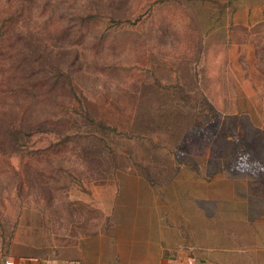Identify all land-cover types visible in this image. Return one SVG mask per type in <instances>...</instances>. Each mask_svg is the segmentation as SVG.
Masks as SVG:
<instances>
[{
  "label": "rangeland",
  "instance_id": "1",
  "mask_svg": "<svg viewBox=\"0 0 264 264\" xmlns=\"http://www.w3.org/2000/svg\"><path fill=\"white\" fill-rule=\"evenodd\" d=\"M90 241L264 253V0H0V264Z\"/></svg>",
  "mask_w": 264,
  "mask_h": 264
},
{
  "label": "crops",
  "instance_id": "2",
  "mask_svg": "<svg viewBox=\"0 0 264 264\" xmlns=\"http://www.w3.org/2000/svg\"><path fill=\"white\" fill-rule=\"evenodd\" d=\"M264 247L263 245H258L259 249ZM94 252V253H93ZM264 253L254 252V250L249 251V254L243 253L240 249L237 250H226L225 252L222 250V264H264V256H261ZM75 260H45V259H37V258H28V259H17L12 262H7L6 264H99V254L98 247L95 245L93 250L92 241L90 243L85 242L82 247L78 248V254ZM164 257L158 255L154 264H170L174 262V264H179V260L177 261H163ZM207 264H212L211 261H206ZM113 264V261H111ZM183 264V263H180ZM185 264H201L198 262L196 258H190Z\"/></svg>",
  "mask_w": 264,
  "mask_h": 264
},
{
  "label": "built area",
  "instance_id": "3",
  "mask_svg": "<svg viewBox=\"0 0 264 264\" xmlns=\"http://www.w3.org/2000/svg\"><path fill=\"white\" fill-rule=\"evenodd\" d=\"M9 264V263H8Z\"/></svg>",
  "mask_w": 264,
  "mask_h": 264
}]
</instances>
